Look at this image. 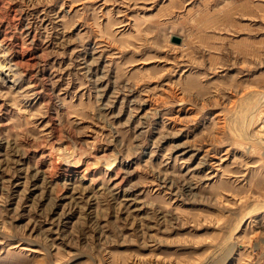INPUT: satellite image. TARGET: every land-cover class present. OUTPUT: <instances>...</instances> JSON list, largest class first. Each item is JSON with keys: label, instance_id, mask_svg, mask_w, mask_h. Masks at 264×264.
I'll return each instance as SVG.
<instances>
[{"label": "rangeland", "instance_id": "rangeland-1", "mask_svg": "<svg viewBox=\"0 0 264 264\" xmlns=\"http://www.w3.org/2000/svg\"><path fill=\"white\" fill-rule=\"evenodd\" d=\"M263 125L264 0H0V264H264Z\"/></svg>", "mask_w": 264, "mask_h": 264}, {"label": "bare ground", "instance_id": "bare-ground-1", "mask_svg": "<svg viewBox=\"0 0 264 264\" xmlns=\"http://www.w3.org/2000/svg\"><path fill=\"white\" fill-rule=\"evenodd\" d=\"M263 129H264V125H263ZM112 165V164H111ZM110 167V166H109Z\"/></svg>", "mask_w": 264, "mask_h": 264}]
</instances>
